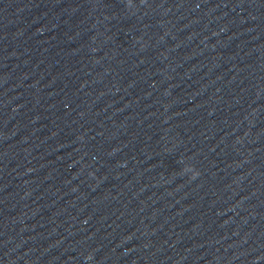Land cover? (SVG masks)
Instances as JSON below:
<instances>
[{
    "label": "clouds",
    "instance_id": "obj_1",
    "mask_svg": "<svg viewBox=\"0 0 264 264\" xmlns=\"http://www.w3.org/2000/svg\"><path fill=\"white\" fill-rule=\"evenodd\" d=\"M129 5H130V4H129ZM189 170H192L191 167H189V168L187 169V171H189ZM195 174H198V173H194V175H195ZM89 258H90V257H89Z\"/></svg>",
    "mask_w": 264,
    "mask_h": 264
}]
</instances>
